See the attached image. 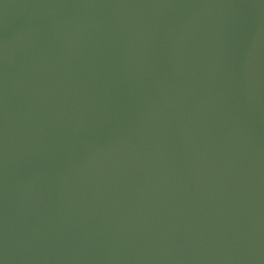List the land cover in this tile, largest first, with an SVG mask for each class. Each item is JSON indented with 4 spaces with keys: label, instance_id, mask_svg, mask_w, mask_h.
<instances>
[{
    "label": "water",
    "instance_id": "water-1",
    "mask_svg": "<svg viewBox=\"0 0 264 264\" xmlns=\"http://www.w3.org/2000/svg\"><path fill=\"white\" fill-rule=\"evenodd\" d=\"M0 264H264V0H0Z\"/></svg>",
    "mask_w": 264,
    "mask_h": 264
}]
</instances>
